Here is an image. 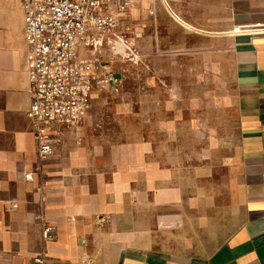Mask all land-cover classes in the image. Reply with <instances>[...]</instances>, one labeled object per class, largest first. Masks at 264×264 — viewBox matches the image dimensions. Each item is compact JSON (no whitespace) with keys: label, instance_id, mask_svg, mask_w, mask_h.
I'll return each instance as SVG.
<instances>
[{"label":"crops","instance_id":"1","mask_svg":"<svg viewBox=\"0 0 264 264\" xmlns=\"http://www.w3.org/2000/svg\"><path fill=\"white\" fill-rule=\"evenodd\" d=\"M177 8L163 32L232 69L235 121L221 164L174 157L165 140L156 154L155 138L145 154L137 143L108 153L84 128L80 138L79 128L56 130L54 152L39 159L25 116L24 14L20 0H0V264H264V0H163Z\"/></svg>","mask_w":264,"mask_h":264},{"label":"rangeland","instance_id":"2","mask_svg":"<svg viewBox=\"0 0 264 264\" xmlns=\"http://www.w3.org/2000/svg\"><path fill=\"white\" fill-rule=\"evenodd\" d=\"M114 12L113 33L98 49L112 78L92 91L77 138L84 128L91 144L106 142L108 153L123 155L134 152L136 143V152L145 154L155 138L156 154L165 140L174 157L184 156L192 164L196 159L221 164L235 121L227 58L197 49L194 42L186 46L179 35L163 32L166 21L174 23L178 17V8L169 13L163 0H131ZM178 162L174 158L172 165ZM220 168L224 183L223 164Z\"/></svg>","mask_w":264,"mask_h":264},{"label":"built area","instance_id":"3","mask_svg":"<svg viewBox=\"0 0 264 264\" xmlns=\"http://www.w3.org/2000/svg\"><path fill=\"white\" fill-rule=\"evenodd\" d=\"M129 1L20 0L30 93L25 116L39 159L54 152L56 130L79 127L92 91L112 78L98 49L116 26L114 8ZM41 234L44 240L52 238L47 225Z\"/></svg>","mask_w":264,"mask_h":264}]
</instances>
